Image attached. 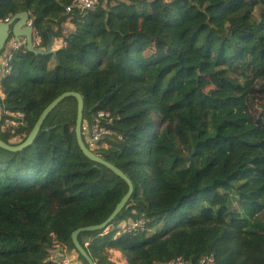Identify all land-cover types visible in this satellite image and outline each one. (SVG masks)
I'll return each instance as SVG.
<instances>
[{
    "label": "trees",
    "instance_id": "trees-1",
    "mask_svg": "<svg viewBox=\"0 0 264 264\" xmlns=\"http://www.w3.org/2000/svg\"><path fill=\"white\" fill-rule=\"evenodd\" d=\"M72 2L0 0L2 21L29 12L40 47L64 40L50 54L13 51L0 137L24 141L54 99L80 92L84 117L113 113L122 139L99 153L134 184L108 233L79 235L96 264H115L111 250L129 264L208 254L264 264V0H99L67 12ZM4 108L24 114L17 142L1 129ZM76 117L68 97L30 146H0V264H50L56 242L89 264L72 233L104 222L127 193L81 150ZM142 217L145 229L115 238L121 221Z\"/></svg>",
    "mask_w": 264,
    "mask_h": 264
},
{
    "label": "built area",
    "instance_id": "built-area-1",
    "mask_svg": "<svg viewBox=\"0 0 264 264\" xmlns=\"http://www.w3.org/2000/svg\"><path fill=\"white\" fill-rule=\"evenodd\" d=\"M99 3V0H73V2L66 7V11L70 12L72 10L78 9L80 11H86L94 8ZM9 20L6 19L5 21ZM30 25H33V20L30 18ZM41 36L35 30L33 36V45L35 47H40ZM26 48L25 38L19 40H12L11 45L6 51V55L1 60L0 63V78L4 77L10 72V61L13 55V51ZM1 114L2 118V131L9 132L14 138H19L20 135L17 134V129L24 123L23 112L12 113L7 109H3ZM114 115L110 110L98 109L97 111L90 114L88 117H84L82 124V134L86 142V145L94 152L100 154L102 148L108 147V139H111L114 134L118 136V139H122L121 134L117 133L113 129ZM147 225V219L144 217L140 219H129L118 224V230L116 232L115 238L120 236L122 233L135 231L139 229H145ZM49 261L50 264H79L71 252L67 250L65 245L56 242L54 246L49 249ZM116 264H129L126 260L115 261ZM156 264H216L215 256L213 254H208L202 256L196 263L187 262L181 257L172 259L166 262H158Z\"/></svg>",
    "mask_w": 264,
    "mask_h": 264
},
{
    "label": "water",
    "instance_id": "water-1",
    "mask_svg": "<svg viewBox=\"0 0 264 264\" xmlns=\"http://www.w3.org/2000/svg\"><path fill=\"white\" fill-rule=\"evenodd\" d=\"M30 18L31 16L28 11H20L17 12L15 15H13L7 21L0 20V53L5 49L6 44L8 43L11 37H14L15 40H19L21 37H24L26 39L27 49L29 51H33L38 54H44V53L50 54L56 51L52 49L54 44V37H52L50 44L47 45L46 48H35L33 46L34 26L28 23ZM68 97H75L77 99V117H76L75 131H76L77 141L81 150L84 152L85 155H87L93 161L105 165L106 167L113 170L118 176L124 179L129 186L127 193L123 196L121 201L116 205L114 211L104 222L98 225L79 227L72 233V239L76 247V250L88 261L89 264H96L92 259V257L90 256V254L87 252V250L81 244L79 240V235L85 231H97V230L106 229L109 226V224L115 220L118 214L121 213L123 208L128 203L129 199L133 195L134 184L130 179V177L123 170H121L114 164L108 162L102 156H100L99 154L95 153L94 151H92L87 147L82 135V124L84 119V107H85L84 96L80 92H76V91H68L61 94L43 110L37 122L35 123L34 127L32 128L31 132L24 141L18 144H11V143H7L0 137V146L12 151L22 150L23 148L30 146L34 142L36 136L38 135L49 113L61 101H63Z\"/></svg>",
    "mask_w": 264,
    "mask_h": 264
},
{
    "label": "crops",
    "instance_id": "crops-1",
    "mask_svg": "<svg viewBox=\"0 0 264 264\" xmlns=\"http://www.w3.org/2000/svg\"><path fill=\"white\" fill-rule=\"evenodd\" d=\"M63 28H64V32H65V33H68V32H70V31H72L74 27H73V25H72L70 22H67V23H64V24H63ZM63 44H64V40H63V38L56 39V40H54V44H53L52 49H53V50H57V49H59ZM2 59H3V57H2ZM0 96H1L2 98H4V94H3V90H2L1 83H0ZM71 255L74 256V258L76 259V261H77L79 264H84V263L80 260V258H79V256H78V253H76L75 251H71ZM112 255H115V256H122V257L126 258V257L124 256V254L121 253V252L118 251V250H111V251H110V256H112ZM112 260L115 261L114 259H112Z\"/></svg>",
    "mask_w": 264,
    "mask_h": 264
},
{
    "label": "clouds",
    "instance_id": "clouds-1",
    "mask_svg": "<svg viewBox=\"0 0 264 264\" xmlns=\"http://www.w3.org/2000/svg\"><path fill=\"white\" fill-rule=\"evenodd\" d=\"M32 19V18H31ZM35 30H36V28L34 27V32H35ZM37 31V30H36ZM34 35V34H33ZM21 38H24V37H21ZM20 38V39H21ZM12 40H15L14 39V37H11L10 38V40L8 41V43L6 44V47H5V49L3 50V55H2V57L4 58V56L6 55V51H7V49L9 48V45H11V42H12ZM26 40V39H25ZM34 46V45H33ZM35 47V46H34ZM26 48H27V45H26ZM35 48H42V47H35ZM2 57L0 58V63H1V60H2ZM3 78V77H2ZM0 80H1V78H0ZM84 120V119H83ZM83 135V134H82ZM16 139H20V137L19 138H14V136H12V140H16ZM84 139V138H83ZM17 140V141H18ZM85 141V140H84ZM21 143V142H20ZM86 143V142H85ZM88 147V146H87ZM89 148V147H88ZM90 149V148H89ZM96 153V152H95ZM98 154V153H97ZM100 156H101V154H99ZM129 219H133V218H129ZM128 219V220H129ZM140 219V218H139ZM146 219V218H145ZM133 220H136V219H133ZM123 221H126V220H123ZM123 221H121V222H123ZM148 222V221H147ZM109 230H110V227L108 226L106 229H105V233H108L109 232ZM112 260V259H111ZM124 260V259H123ZM115 261H117V260H115ZM114 261V262H115ZM127 261V260H126ZM116 264V263H115Z\"/></svg>",
    "mask_w": 264,
    "mask_h": 264
},
{
    "label": "rangeland",
    "instance_id": "rangeland-1",
    "mask_svg": "<svg viewBox=\"0 0 264 264\" xmlns=\"http://www.w3.org/2000/svg\"><path fill=\"white\" fill-rule=\"evenodd\" d=\"M87 116H89V114H87ZM17 140H18V139H16V140H12V142H17ZM100 152H101V151H100ZM117 226H118V225H117ZM110 258H111V259H114V260H117V261H119V260H121V259L126 260V258H124V257H122V256H115V255L110 256Z\"/></svg>",
    "mask_w": 264,
    "mask_h": 264
}]
</instances>
